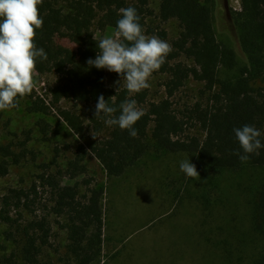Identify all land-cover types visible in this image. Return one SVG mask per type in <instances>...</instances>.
I'll use <instances>...</instances> for the list:
<instances>
[{
	"label": "trees",
	"instance_id": "trees-1",
	"mask_svg": "<svg viewBox=\"0 0 264 264\" xmlns=\"http://www.w3.org/2000/svg\"><path fill=\"white\" fill-rule=\"evenodd\" d=\"M153 1L158 2L161 22H177L180 32L171 42L167 41L165 31L155 33L171 45V51L152 73L166 76L163 85L166 98L149 103L147 88L134 94L119 85L111 88L106 80L108 70L90 68L87 61L96 58L97 44L103 39L96 37V32L117 30L121 8H134L142 33L153 35L146 23L153 15L150 9ZM212 3L213 0H42L37 5L43 25L36 29L33 43L37 49L44 50L47 60L36 58L35 71L56 73L57 80L48 89L49 101L35 93L28 97L27 111L50 115L55 108L78 142L74 158L65 169L51 171L43 165L46 170L37 175L30 187L9 189L1 197L0 223L6 227L3 237L14 249L0 255V264H53L44 255L51 248L50 218L64 231L69 260L74 264H98L103 243L104 190L91 189L88 195L80 196L76 184L68 185L64 181L85 172L84 160L89 154L108 177L120 178L152 157V152L194 156L203 167L219 172L221 178L226 177L225 173L242 175L245 171L247 177H255L259 186L246 201L247 220L248 230L261 246L249 262L264 264V0H240V11L233 13L240 57L217 40L212 25ZM114 75L121 80L119 74ZM189 79L201 84V100L186 109L185 120L175 113L170 99ZM100 95L117 108L114 117L120 115L119 105L126 99L136 101L137 108L143 111V116L133 125L138 132L136 137L118 125H107L104 118H95ZM113 96L115 99L109 100ZM23 98H16L18 106ZM62 101L81 105L84 117L59 108ZM245 125L261 132L258 139L262 146L248 154L246 162H241L236 153H244L234 129ZM191 128H198L201 136H185ZM86 139L91 140L88 149L80 142ZM28 154L25 143H0V179ZM251 171L258 173L253 175ZM228 177L229 180H211L206 172L199 170V177L187 179V189L190 193L194 185L207 191L205 185L214 183L217 189L229 190L234 178ZM206 179L208 182L203 183ZM85 184L89 185L90 181ZM39 187L48 191L46 203L39 197ZM219 202L220 199L211 203ZM37 208L45 212L43 216L36 214ZM13 211L15 217L11 216Z\"/></svg>",
	"mask_w": 264,
	"mask_h": 264
},
{
	"label": "rangeland",
	"instance_id": "rangeland-1",
	"mask_svg": "<svg viewBox=\"0 0 264 264\" xmlns=\"http://www.w3.org/2000/svg\"><path fill=\"white\" fill-rule=\"evenodd\" d=\"M153 15L146 20L147 27L155 33L165 31L167 41L176 39L180 28L175 21L166 23L158 18V2L150 4ZM212 25L219 42L228 45L240 57L233 13L240 11V0H213ZM114 29L96 32V37H113ZM238 57V58H239ZM242 60V59H241ZM33 89L24 96L18 108L0 111V143H25L28 156L20 164L12 166L9 174L0 179V199L9 189H27L43 173L46 166L65 169L74 158L77 138L58 116L56 109L50 115L29 113L28 97L35 93L42 99L57 80L56 73L40 74L34 71ZM107 85L123 86L113 72L106 74ZM147 102L166 98L165 75L152 74L147 81ZM201 84L189 79L170 99L175 113L185 119L186 109L200 102ZM49 101V100H48ZM61 109H69L84 117L81 105L62 101ZM185 136H201L198 128L186 131ZM86 149L91 140H80ZM18 151V150H16ZM141 165L129 169L120 178H110L93 155L84 160L85 172L73 180L64 181L77 185L80 196L91 189L102 188L103 243L98 264H250V256L260 248L248 230V198L253 197L258 182L255 177L220 173L200 165L194 156L152 152ZM190 160L197 172L202 170L211 180L221 181L233 177L229 190L205 185L207 191L190 187L187 177L180 170V163ZM43 165H46L43 167ZM203 168V169H202ZM206 170V171H205ZM253 172V171H251ZM258 172L254 171L253 175ZM249 175V172L247 173ZM252 175V174H250ZM90 181L89 185L85 182ZM210 181V180H209ZM208 182L204 181L203 183ZM211 183V182H209ZM41 201L46 203L49 195L45 188L37 189ZM220 199L218 205L212 201ZM181 201V202H180ZM183 201V202H182ZM39 207V206H38ZM36 214L43 216L41 209ZM11 216L15 217L13 211ZM52 222L51 248L45 256L53 264H74L66 256V236ZM62 223V220H60ZM6 227L0 223V255L10 252L14 245L5 241ZM228 257L225 256V254Z\"/></svg>",
	"mask_w": 264,
	"mask_h": 264
},
{
	"label": "clouds",
	"instance_id": "clouds-1",
	"mask_svg": "<svg viewBox=\"0 0 264 264\" xmlns=\"http://www.w3.org/2000/svg\"><path fill=\"white\" fill-rule=\"evenodd\" d=\"M41 2L42 0H0V110L17 107L16 98L32 92L36 58L47 60L44 50L37 49L33 43L36 29L43 25L37 7ZM119 12L122 18L117 21L114 36L99 41L96 58L89 59L87 64L90 68L107 69L119 74L121 81L118 84L123 81L129 94L139 93L150 86L148 79L161 67L164 58L171 51V45L157 36L144 35L134 8H121ZM114 99L115 96L109 98ZM119 109L120 115L114 117L117 108L110 106L103 95H100L94 116L104 118L109 126L118 125L121 130L127 129L130 136L136 137L138 132L133 125L143 116V111L137 108L134 99H126L119 105ZM234 133L244 153L236 154L241 162H246L248 154L261 148V141L258 139L261 132L254 126L245 125L234 129ZM93 138L95 139L94 136ZM180 170L187 177H199L195 165L189 159L181 161Z\"/></svg>",
	"mask_w": 264,
	"mask_h": 264
}]
</instances>
